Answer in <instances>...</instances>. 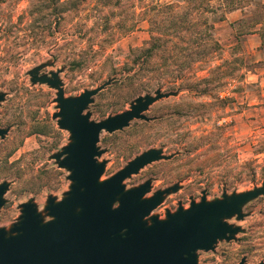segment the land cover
I'll return each mask as SVG.
<instances>
[{
	"label": "rangeland",
	"instance_id": "1",
	"mask_svg": "<svg viewBox=\"0 0 264 264\" xmlns=\"http://www.w3.org/2000/svg\"><path fill=\"white\" fill-rule=\"evenodd\" d=\"M203 2L0 0V129H8L0 139V184H9L0 228L9 230L30 201L48 221V197L61 200L71 184L52 159L69 142L52 118L56 91L32 84L28 75L41 65L40 75L60 71L65 97L111 81L84 112L95 122L156 90L173 93L145 113L152 121L102 132L97 144L104 152L99 162H106L101 181L147 150L174 155L124 181L129 189L151 180L146 197L179 184L151 215L188 209L202 192L214 201L264 185V0H241L234 11L213 13H202ZM255 29L259 36H250ZM153 38L159 39L151 59L157 65L136 67L129 73L134 78L125 79L130 50L149 47ZM242 213V220H225L240 228L234 239L199 251L198 264H239L242 258L264 264V197Z\"/></svg>",
	"mask_w": 264,
	"mask_h": 264
},
{
	"label": "water",
	"instance_id": "2",
	"mask_svg": "<svg viewBox=\"0 0 264 264\" xmlns=\"http://www.w3.org/2000/svg\"><path fill=\"white\" fill-rule=\"evenodd\" d=\"M45 65L28 72L32 84L56 91L58 112L53 114L59 129L69 133V142L52 156L59 169L66 170L69 190L59 201L48 197L44 216L32 201L20 206V217L9 229L0 228V264H198L199 251H214L218 241L230 242L239 227L225 220H242L243 208L264 197V185L243 193L223 195L207 201H192L188 209L166 211L164 219L151 213L164 198L177 193L179 184L151 191V180L129 189L124 181L146 166L169 161L162 149H150L129 161L114 175L101 181L106 162L99 150L100 134L128 128L131 122L152 121L145 113L173 93L156 90L154 95L136 98L130 108L105 120L91 121L84 112L105 87L86 90L77 97H65L60 71L40 75ZM5 98L0 94V102ZM8 129H0V139ZM9 184H0V209ZM242 258L239 264H245ZM262 264V263H260Z\"/></svg>",
	"mask_w": 264,
	"mask_h": 264
},
{
	"label": "trees",
	"instance_id": "3",
	"mask_svg": "<svg viewBox=\"0 0 264 264\" xmlns=\"http://www.w3.org/2000/svg\"><path fill=\"white\" fill-rule=\"evenodd\" d=\"M213 0H204V2H206V4H204L203 2V8H202V13H206V12H210V13H213L215 10H218V9H226V10H229L230 12L231 11H234L236 9V7L238 5H240L241 3V0H221L222 1V4L219 5V7H216V8H212V6H210V3L212 2ZM203 25L204 26H208V22L206 19H204V22H203ZM257 25H261V24H256L255 27ZM211 27V26H210ZM248 31H252V30H248ZM248 34H250L251 32H248ZM157 42H159V39H155L153 38L152 40V43L149 45V47L147 48H141V49H134V50H130L129 52V55L127 57V61H126V67H127V71L124 72L125 75V79H132L134 78L135 76V73L131 76L129 73H131L132 71L135 70V68L137 67L138 70L144 68V66H146V64H153V65H157L155 63H151V59L157 55L158 53V49H159V46H157ZM178 79V78H176ZM181 81L182 83L186 86V85H189L188 84V81H189V78H187L186 76L182 77L181 76Z\"/></svg>",
	"mask_w": 264,
	"mask_h": 264
},
{
	"label": "crops",
	"instance_id": "4",
	"mask_svg": "<svg viewBox=\"0 0 264 264\" xmlns=\"http://www.w3.org/2000/svg\"><path fill=\"white\" fill-rule=\"evenodd\" d=\"M253 31H254V32H252L250 36H252V37H258V36H259L258 31H259V30H256V29H255V30H253Z\"/></svg>",
	"mask_w": 264,
	"mask_h": 264
},
{
	"label": "flooded vegetation",
	"instance_id": "5",
	"mask_svg": "<svg viewBox=\"0 0 264 264\" xmlns=\"http://www.w3.org/2000/svg\"><path fill=\"white\" fill-rule=\"evenodd\" d=\"M151 197V196H150ZM181 207V206H180ZM165 216H166V214H165ZM160 218V217H159ZM165 218V217H164ZM164 218H160V219H164Z\"/></svg>",
	"mask_w": 264,
	"mask_h": 264
}]
</instances>
